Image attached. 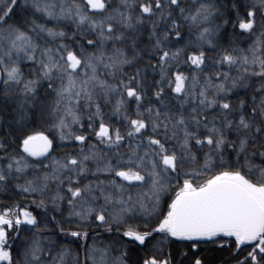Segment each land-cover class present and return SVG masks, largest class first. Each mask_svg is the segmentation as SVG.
<instances>
[{"label":"snow or ice","instance_id":"6c2138e0","mask_svg":"<svg viewBox=\"0 0 264 264\" xmlns=\"http://www.w3.org/2000/svg\"><path fill=\"white\" fill-rule=\"evenodd\" d=\"M0 193V264H264V0H0Z\"/></svg>","mask_w":264,"mask_h":264},{"label":"trees","instance_id":"16d2710c","mask_svg":"<svg viewBox=\"0 0 264 264\" xmlns=\"http://www.w3.org/2000/svg\"><path fill=\"white\" fill-rule=\"evenodd\" d=\"M5 197H6L5 193H0V201H3L5 203H8L9 205H11L12 201L11 200H6ZM15 199H22V198L21 197H16Z\"/></svg>","mask_w":264,"mask_h":264}]
</instances>
